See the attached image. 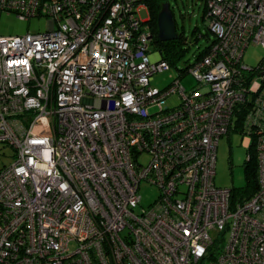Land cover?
I'll return each instance as SVG.
<instances>
[{
	"label": "built area",
	"instance_id": "1",
	"mask_svg": "<svg viewBox=\"0 0 264 264\" xmlns=\"http://www.w3.org/2000/svg\"><path fill=\"white\" fill-rule=\"evenodd\" d=\"M144 0H0L47 20L0 35V264H264V0H205L216 40L169 71ZM196 86H180L185 76ZM177 95L179 104L167 107ZM239 133L257 189L214 184L221 137ZM157 190L146 206L140 190Z\"/></svg>",
	"mask_w": 264,
	"mask_h": 264
},
{
	"label": "rangeland",
	"instance_id": "2",
	"mask_svg": "<svg viewBox=\"0 0 264 264\" xmlns=\"http://www.w3.org/2000/svg\"><path fill=\"white\" fill-rule=\"evenodd\" d=\"M171 8V13L175 22V28L182 31L187 43L183 45L185 55L175 67L169 71H164L154 75L151 86L162 89L171 85L178 77L179 70L191 64L195 57L204 49L207 41L205 38L199 39L197 43H191L192 32L196 29L201 34L206 33L208 26L204 20V0H165ZM142 20L148 19L145 10L140 11ZM47 29V20L44 18H33L29 21H21L15 15H0V35L3 36H22L28 33H44ZM211 38V36H210ZM264 59V49L256 44H250L243 56V63L252 69ZM180 86L186 91H190L196 86L193 76L187 75L180 80ZM179 104L177 95L170 97L166 101L167 107H175ZM248 139L239 133H231L229 136L220 138L216 150V166L214 184L218 188L234 189L236 193L242 192L246 186L244 163L247 158V148L245 141ZM14 161V152L8 146L0 144V170L9 167ZM157 194V190L151 186H144L140 190L142 204L146 206Z\"/></svg>",
	"mask_w": 264,
	"mask_h": 264
},
{
	"label": "trees",
	"instance_id": "3",
	"mask_svg": "<svg viewBox=\"0 0 264 264\" xmlns=\"http://www.w3.org/2000/svg\"><path fill=\"white\" fill-rule=\"evenodd\" d=\"M144 4L148 11L149 24L154 35L153 43L156 46V48L161 52L162 58L165 61H167L171 67H175L177 63L180 62L185 55L186 50L183 49L182 46L187 43V40L185 39L186 37L184 36L182 31L180 32L176 29V34L178 37L175 40L169 42H161L158 39L157 17L160 11L162 10L163 5H165V0H144ZM204 20H205V0H204ZM201 38H205L207 43L204 49L200 51V53L195 57L194 60L200 59L204 54H206L207 50L212 46V44L216 42V40L209 32L208 26L206 27L205 34H201L198 31V29L192 32V38L190 39V42L197 43ZM187 66H185V68ZM252 152L253 154L251 160L244 163L246 186L242 190L243 195L241 197H246V198L250 197L257 189V164H256L257 162L254 156V149L252 150ZM236 195L238 196L240 195V193H236Z\"/></svg>",
	"mask_w": 264,
	"mask_h": 264
},
{
	"label": "water",
	"instance_id": "4",
	"mask_svg": "<svg viewBox=\"0 0 264 264\" xmlns=\"http://www.w3.org/2000/svg\"><path fill=\"white\" fill-rule=\"evenodd\" d=\"M158 39L161 42L175 40L176 34L175 22L168 4L163 5L162 10L157 17Z\"/></svg>",
	"mask_w": 264,
	"mask_h": 264
}]
</instances>
